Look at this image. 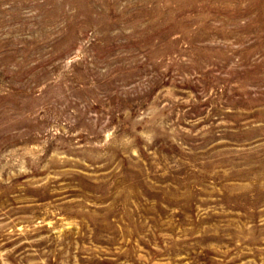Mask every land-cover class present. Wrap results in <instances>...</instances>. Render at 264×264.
I'll return each mask as SVG.
<instances>
[{
    "label": "rangeland",
    "instance_id": "1",
    "mask_svg": "<svg viewBox=\"0 0 264 264\" xmlns=\"http://www.w3.org/2000/svg\"><path fill=\"white\" fill-rule=\"evenodd\" d=\"M0 264H264V0H0Z\"/></svg>",
    "mask_w": 264,
    "mask_h": 264
}]
</instances>
